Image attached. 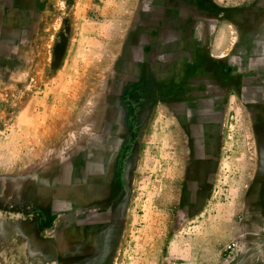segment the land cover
Wrapping results in <instances>:
<instances>
[{
  "label": "rangeland",
  "instance_id": "obj_1",
  "mask_svg": "<svg viewBox=\"0 0 264 264\" xmlns=\"http://www.w3.org/2000/svg\"><path fill=\"white\" fill-rule=\"evenodd\" d=\"M0 264H264V0H0Z\"/></svg>",
  "mask_w": 264,
  "mask_h": 264
}]
</instances>
